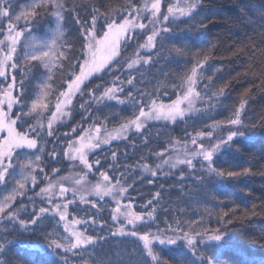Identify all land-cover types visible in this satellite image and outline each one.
<instances>
[{"label":"snow or ice","instance_id":"snow-or-ice-1","mask_svg":"<svg viewBox=\"0 0 264 264\" xmlns=\"http://www.w3.org/2000/svg\"><path fill=\"white\" fill-rule=\"evenodd\" d=\"M163 2H167L166 11L162 9V0H144L139 5L135 0H125L118 6L109 5L104 11H101L103 5L92 7L86 17L81 18L79 5L73 3L69 7L68 0H25L23 3L20 0H0V264H13L11 259L2 257L14 246L19 264H37L30 255L34 252L55 258L56 264H71L69 254L77 264H93L92 253L88 250L116 236L131 237L142 244L136 264H172L163 258L165 252L170 256L180 253L182 259L176 264H216V257L233 246L232 234L226 228L203 227V219L184 221L173 218L169 221L168 209L163 210L165 219L160 222L165 226L161 228L155 224V231L152 230L159 218L165 192L178 190L179 198L171 201L174 205L202 202L198 197L200 190L206 188V180L203 175H194L198 171L197 163L199 171H206L209 178L218 181L253 175L251 168L225 170L218 167L216 161L232 148L237 138L248 139L253 134L240 131L241 127L264 130V111L256 123L244 124L242 114L252 91L250 86L227 119L202 124L200 130H195L193 125L194 131H187V121L201 112L196 108L197 102L205 106V111L223 108L222 100L231 81L212 91L214 77L223 68L213 69L205 82L202 73L210 56L203 49L194 54L191 52L208 27L206 16L196 22L195 35L191 24L179 31L173 28L177 21H193L200 15L203 0ZM236 6L240 18H246L247 7ZM69 16L75 26L71 38L64 30ZM259 19V31L253 29L257 32L256 37H250L248 44L233 53L237 58L249 47L264 57V48L258 49L256 43L258 39L259 44L264 45V6L259 10ZM145 32L148 35L143 43H139ZM165 41L171 42L167 57L159 51ZM132 43L138 45L135 52L122 60L123 51ZM21 58L23 63L19 62ZM161 59L177 64L183 61L185 66L178 77L179 83L171 84V94L169 86L163 83L148 91L137 87L135 75L123 78L125 72L136 73L140 68H150ZM189 59L192 61L190 69L187 68ZM56 71L61 73L59 87L62 90L53 105L50 94ZM249 71L251 65L244 75ZM17 72L21 75L19 80ZM117 72L121 75H116ZM105 75L112 79L104 81ZM140 75L146 77V72H140ZM165 78L175 80L177 77L174 73H165ZM33 79L37 83L30 91L27 85ZM93 79L101 82L88 88ZM259 80L255 87L264 90V67L259 70ZM200 84L204 87L200 88ZM86 88L87 93L84 92ZM128 88L131 91H127ZM172 94L175 99L171 98ZM85 95L88 100H83ZM162 97L169 102L165 103ZM76 98L83 100L79 106L83 115L69 131L60 134L57 128L66 126L74 118ZM110 102L123 105V110L132 109L130 116L122 118V122L111 129L108 127L109 116L101 119L91 107L92 104L99 106ZM17 108L18 112L15 111ZM33 117L36 124L28 125V119ZM161 120L171 124L184 121V136L170 137L167 146L159 152L149 149L136 164L123 166V171L119 170L121 166L116 161L121 156L126 157L127 152L122 153L119 149L111 151V163L106 157L91 160L97 151H103L105 146L110 149L113 141H127L131 135L143 137L141 146L149 147L151 137L145 130L149 122ZM224 127L229 129L227 135L217 137L216 130ZM50 138L53 147L49 151L41 141ZM131 147L135 149L137 145L133 143ZM33 154L34 159L31 158ZM22 155L27 157L23 161L20 159ZM153 158L161 163L153 166L147 162ZM66 161L81 167V171H69L68 175L61 176L65 169L51 166L63 165ZM104 163H108L107 169L103 168ZM137 168L141 170V176L136 180L147 179V184L152 187L159 179L179 173L173 185L165 189L161 184L150 193V199L140 205V211L135 210L136 197L130 194V190H135L136 180L130 184L125 179L130 172L134 175ZM165 168L169 171L166 172ZM144 173L150 174L151 178L145 177ZM260 174L264 175V172ZM90 176L96 177L95 183ZM188 179L192 183L186 185ZM41 184L45 186L40 187ZM29 192L34 195L29 196ZM24 198L29 203L17 207L19 200ZM81 212H84L83 216H80ZM232 212L234 210L221 211L219 222L230 224L232 221L228 217ZM106 213L114 229H107L104 236L99 232L88 234L93 227L101 231L107 228V221L103 218ZM176 214L183 216L185 209L180 208ZM245 215L249 218L256 215V206L246 209ZM45 220L55 221L53 231L43 232ZM38 229L45 243L28 245L25 241L8 239L13 232L35 235ZM136 252L134 248L133 254ZM95 264H122V260L96 259ZM239 264H264V257L257 261L256 257L246 256Z\"/></svg>","mask_w":264,"mask_h":264},{"label":"trees","instance_id":"trees-1","mask_svg":"<svg viewBox=\"0 0 264 264\" xmlns=\"http://www.w3.org/2000/svg\"><path fill=\"white\" fill-rule=\"evenodd\" d=\"M20 2L23 3L25 0H20ZM124 2L125 0H68V6L71 7L73 3L79 5L78 11L80 16L81 18H85L87 12L92 7H100L103 5L104 7H101V11H104L109 5L118 6ZM135 2L139 5L142 4L144 0H135ZM237 4L247 7L248 16L246 18H240V10L236 6ZM262 6H264V0H203V8L201 9L200 15L196 16L193 21L185 19L177 21L173 24L175 31L183 30L189 27L190 24L193 25L192 34L195 35L197 34L196 28L198 27L196 22L199 21L201 16H206L208 27L205 32L201 34V38L197 41L196 47L193 48L191 52L194 54L198 49H203L204 53L210 56L206 69L202 73V77L205 82H207V77L212 75L213 69L218 67L223 68V71L217 73L214 77V82L211 86L212 91L218 90L226 82L231 81L226 97L222 100L223 108L211 111H205L203 108H199L201 112L197 113L193 119L187 121L188 132L194 131L193 125L195 126V130H200L202 124L208 125L213 121H224L227 119L233 108L239 104V99L244 94L245 89H248L250 86H252V91L248 96L246 110L242 114L244 124L250 125L251 123H256L259 119L260 113L264 111V90H261L259 87H255V85L260 83L259 70L261 67H264V57L260 55L258 50H254L251 47H249L244 54L240 55L239 58L233 55L234 52L249 43L250 37H256L257 32L259 31L258 25L261 23L259 19V10ZM254 28L257 29V32L253 31ZM64 30L67 34H69V38H71V33L75 30L71 16L67 17ZM146 34L148 33L145 32L140 37L139 43L143 42ZM256 43L258 45V49L264 48V45L259 44L258 39L256 40ZM137 46V43H132L127 50L123 51L124 56L122 55V58L130 56V54L136 50ZM170 47L171 42L165 41L159 51H162L164 56L167 57V49ZM144 54L145 53L142 55ZM153 55H155V53H153ZM200 58H203V56ZM19 62L23 63V59L21 58ZM250 65L251 71H249L247 75H244ZM191 66L192 61L189 59L187 68L190 69ZM184 70L185 66L183 61L177 64L167 63L166 60L161 59L150 68H140L136 73L125 72L123 74V78L126 79L128 75H135L137 87L148 91H152L155 88L160 87L163 83L169 86L171 94V84L179 83L178 77ZM140 72H146V77H142ZM165 73H174L177 78L175 80L172 78L166 79ZM237 74H240V76L238 77ZM16 75L18 80L21 79L19 72H17ZM119 75H121V73ZM111 79L112 77L109 75H105L103 77L104 81H109ZM61 80V73L59 71L54 72L52 79L53 91L50 94L53 105L56 102V96L59 91L62 90L59 87ZM141 81L144 82L142 83ZM100 82V80L93 79L91 83H89L88 88H92ZM36 83L37 81L33 79L31 80V83L27 85L30 91L33 90V86ZM88 88L84 89L85 93H87ZM101 91H103V89H101ZM127 91H131V88H128ZM127 91L124 93L125 96H127ZM97 95H99V92ZM84 97L89 99L87 95ZM162 98L165 103L169 102L167 98ZM171 98L175 99V95L172 94ZM83 100L80 98L75 99V108L73 112L74 118L70 123H67L66 126L58 127V133L62 134L69 131L72 126L80 120L83 113L79 111V106ZM91 107L94 113L99 115L101 119H103L104 116H109V129L117 126L118 123L122 122V118L130 116L132 112L131 107H128L127 110H123L124 106L116 105L115 102L99 106L92 104ZM15 111L18 112L19 108L15 109ZM27 124H36V118L33 117L28 119ZM26 128L27 125H25V129ZM185 129L186 123L184 121L177 124H171L165 121H151L145 130L146 135L151 137L149 147L141 146V139H143V137L138 138L135 135H131L130 139L127 141H113L110 149L105 146L103 151H97L96 155L91 156V160H95L97 158H101L103 160V158L106 157L108 162L111 163V151L119 149L122 153L127 152L126 157L121 156L116 161V164L121 166L119 170L123 171V166L136 164L142 155L149 152V149L155 152L161 151L170 137L182 138L185 134ZM246 130L255 133L256 136L252 139L237 138L236 142L232 145V148L223 155L219 156L216 164L220 168L233 171L251 168L254 174L218 181L215 178H209L208 174L205 172H202V174L196 172L197 175H203L206 180V188H202L200 190L198 197L202 202L200 204L192 203L189 205L187 203H181L179 205H174L171 201H175L179 198L180 193L178 190L173 189L170 192H165L164 200L161 202L162 208L159 213V218L153 224V226L155 224H159V226L163 228L165 225L160 223L165 219L163 210L168 209L169 221L173 218L182 219L184 221L203 219V227L226 228L227 231L232 234V240L234 243L232 247L224 249L223 252L216 257V264H239V261L244 259L246 256L256 257L257 261H259L260 257H264V175L260 174L264 172V130L259 128L251 129L250 127L246 128ZM133 143L137 145L135 149L131 147ZM41 144L49 151L53 147L51 138L46 142L41 141ZM125 145H128V147L126 148ZM237 148L239 151L236 150ZM34 156L35 154H33L31 158L34 159ZM44 156H47V151L44 153ZM147 162L153 166L156 165L153 159H150ZM71 165H73L71 162L66 161L63 165L53 164L51 166L63 167L65 170L61 172L60 175L64 176L69 174ZM103 168L107 169L108 163H104ZM72 170L74 172H80L81 167L72 168ZM143 175L151 178L150 174L144 173ZM178 175L179 173L176 172V176ZM140 176L141 170L137 168L134 175L130 172L125 179H127V182L131 184L137 177ZM176 176H172L167 179H159L156 182L155 187L149 186L147 184V179L142 181L136 180L134 185L135 190H130V194L133 197H136L134 200L135 210L140 211V205H143L146 200L150 199V193H154L161 184L164 185L165 189H167L170 185H173L176 182ZM89 179L95 183L96 177L90 176ZM191 183V179L185 181L186 185ZM44 186V184L40 185V187ZM187 190L188 189L186 187L185 191ZM36 191H39V188H37ZM138 193L142 195V199ZM234 193L236 195H233ZM28 195L32 196L34 193L29 192ZM213 196H215V199H213ZM205 200L209 202L204 203L203 201ZM221 201L222 203H220ZM28 203L27 198H24L22 201L17 203V207L21 204ZM37 203H39V200H37ZM253 205L256 206V215L249 218L245 215V210L251 209ZM180 208L185 209V214L183 216H177L176 214ZM29 210H31L30 204ZM229 210H234V212H232V214L228 217V219L232 222L230 224L226 222L221 224L219 222V213L221 211ZM83 215L84 212H81L80 216ZM103 218L107 221V228L104 231H101L98 227H93L89 230L88 234L95 235L96 232H99L101 236H104L107 234V229L113 228L110 216L107 213ZM44 224L46 227L43 229V232H51L54 230V220H45ZM8 239L25 241L28 245L45 243L44 236L39 229L36 231L35 235H20L19 233L13 232L12 235L8 236ZM141 247L142 245L135 241L134 238L116 236L102 241L100 244L96 245L94 248H90L88 251L92 253L93 264H95L96 259L112 262L122 260V264H136L139 256L138 249ZM134 248L137 249L135 255L133 254ZM156 250L159 251L158 246ZM16 253L17 248L14 246L7 251L2 258L11 259L13 264H19V258ZM30 255L37 261V264H56L55 258L42 255L39 252L30 253ZM69 258L71 260V264H77V261L71 257V254H69ZM163 258L169 259L172 264H176L177 260L182 259L179 252H177L175 256H170L167 252H165L163 253Z\"/></svg>","mask_w":264,"mask_h":264},{"label":"rangeland","instance_id":"rangeland-1","mask_svg":"<svg viewBox=\"0 0 264 264\" xmlns=\"http://www.w3.org/2000/svg\"><path fill=\"white\" fill-rule=\"evenodd\" d=\"M168 2H172V0H168ZM167 2H163V0H162V9L164 10V11H166V9H167ZM21 23H23V21H21ZM148 34H146V36H147ZM146 36H144V39H145V37ZM143 42H144V40H143ZM142 42V43H143ZM135 52V51H134ZM133 52V53H134ZM133 53L132 54H130V56H132L133 55ZM124 53H122V55H123ZM141 54H143V52L141 53ZM124 56V55H123ZM129 57V56H128ZM124 58V57H123ZM123 58H122V60H123ZM125 63H126V61H124ZM114 67H120V65H115ZM116 75H119L120 74V72H117V73H115ZM204 87V85L203 84H200V88H203ZM83 99H85V100H88L86 97H84ZM196 108H203V109H205V106L204 105H202V104H200L199 102H197V104H196ZM161 121H163V120H161ZM229 131V129L227 128V127H224V128H218L217 130H216V132H215V135L217 136V137H221V136H226L227 135V132ZM240 131H246V132H250V131H248V130H246V128L245 127H241L240 128ZM251 133H253V132H251ZM254 136H256V134L255 133H253L248 139H252ZM213 143L215 142V141H212ZM205 143L207 144V141H205ZM167 146V144H165V146L164 147H166ZM170 155H173V153H170ZM27 157H24L23 155L20 157V159L23 161L24 159H26ZM153 161H154V163L155 164H159V163H161V161L160 160H158V159H155V158H153ZM74 166V167H73ZM72 168H79L78 166H76V165H71V167H70V171L71 172H73V173H79V171L78 172H74L73 170H72ZM199 168H200V165H199V163H197V169H198V171H197V173H199V174H202V172L201 171H199ZM185 170H187V169H185ZM165 171L167 172V171H169L167 168H165ZM172 171H174L175 172V170H172ZM205 173H207L206 171H205ZM145 174H148V173H145ZM194 175H197L196 173L194 174ZM23 199H20L19 200V202L20 201H22ZM18 202V203H19ZM112 223V222H111ZM112 229H114V225H113V228ZM152 230L153 231H155V225L152 227ZM142 245V244H141Z\"/></svg>","mask_w":264,"mask_h":264}]
</instances>
